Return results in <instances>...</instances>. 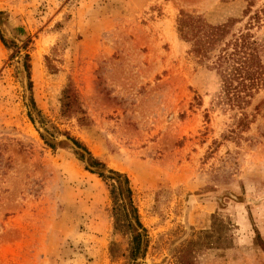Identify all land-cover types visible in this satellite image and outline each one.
Instances as JSON below:
<instances>
[{"label":"rangeland","instance_id":"obj_1","mask_svg":"<svg viewBox=\"0 0 264 264\" xmlns=\"http://www.w3.org/2000/svg\"><path fill=\"white\" fill-rule=\"evenodd\" d=\"M248 5L264 0H0V264L124 262L109 254L126 239L107 186L51 126L129 177L149 240L140 264H174V249L214 213L231 240L200 249L195 264H264V85L239 129L216 75L176 30L180 11L240 19L237 30ZM256 35L264 44V23ZM68 83L83 113L64 117Z\"/></svg>","mask_w":264,"mask_h":264},{"label":"trees","instance_id":"obj_2","mask_svg":"<svg viewBox=\"0 0 264 264\" xmlns=\"http://www.w3.org/2000/svg\"><path fill=\"white\" fill-rule=\"evenodd\" d=\"M248 5L243 12L247 16L245 23L233 30L240 19H228L226 22L212 24L202 14L180 11L176 18L178 37L189 44L188 52L200 65L213 71L217 77L219 91L222 93L218 102L225 108L239 112L237 124L241 128L248 127V114L244 108L264 85V62L262 39L256 31L264 23V5L251 11ZM3 44L5 39L0 35ZM28 54L24 55V67L27 74L29 90H31L30 65ZM61 115L76 116L83 113L78 95L68 83L61 91ZM31 106L38 111L34 98L30 97ZM237 113H234V116ZM30 116V115H29ZM32 120V117H30ZM79 122L84 116H77ZM44 124V120H41ZM52 134H64L76 147L73 151L76 158L85 163L84 168L96 174L107 186L111 200L114 230L126 239V247L121 249L120 243L112 241L109 254L113 261L123 258L122 264H140L138 257H144L148 246L147 230L143 226L138 209L133 200V189L126 173L107 169L106 164L95 157L86 145L67 132H60L56 127L48 128ZM41 138L51 148L55 143L41 134ZM231 223L217 213L211 216L209 229L200 231L194 238L180 243L173 253L174 264H195L196 253L203 247H223L231 240L229 233ZM255 243L264 251V241L255 229Z\"/></svg>","mask_w":264,"mask_h":264}]
</instances>
